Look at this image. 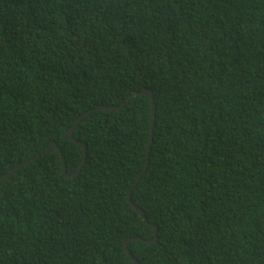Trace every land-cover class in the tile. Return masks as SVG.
<instances>
[{
	"label": "trees",
	"instance_id": "trees-1",
	"mask_svg": "<svg viewBox=\"0 0 264 264\" xmlns=\"http://www.w3.org/2000/svg\"><path fill=\"white\" fill-rule=\"evenodd\" d=\"M38 154L0 264H264V0H0V179Z\"/></svg>",
	"mask_w": 264,
	"mask_h": 264
},
{
	"label": "water",
	"instance_id": "water-1",
	"mask_svg": "<svg viewBox=\"0 0 264 264\" xmlns=\"http://www.w3.org/2000/svg\"><path fill=\"white\" fill-rule=\"evenodd\" d=\"M136 94V93H134ZM133 94V95H134ZM138 95H148L151 97V100H152V111H151V123H150V127H151V135H150V138H149V143H148V148H147V157H148V153L150 151V148H151V145H152V141H153V134H154V119H155V113H156V104L154 102V97H153V92L151 91V89H148V88H144L142 91H139L137 92ZM130 99V98H129ZM129 99L124 102L123 104L121 105H100L96 108H103V109H117V108H122L124 105L127 104V102L129 101ZM93 111V109L91 110H88L86 112H84L83 114H81L77 120H76V123L74 124V126H72L71 130L69 131L68 133V137L70 139H72L73 141H75L79 146H81L83 148V155H82V162L79 166V168L73 172L72 174H67L66 172V160H65V155L63 154L62 152V149L61 147L53 142L51 144V146L47 147L46 149V152H48L50 150L51 147H56L57 148V151L59 152L60 154V157H61V160H62V164H63V172L64 174L68 175V176H74L75 174H77L80 169L84 166L85 162H86V157H87V144L85 142H83L82 140H79V139H76L74 136H73V132L74 130L77 128L78 124L81 122V120L89 113H91ZM45 152V153H46ZM40 156V154L30 158V159H27L21 163H19L18 165H16L15 167L11 168L1 179H0V184L8 177L10 176L11 174H13L16 170L20 169L21 167L25 166L27 163L29 162H34L38 159V157ZM148 163L145 164L144 168L142 169L141 173L138 175L137 179L135 180V182L133 183L132 187L128 190L127 194H126V198L128 200V202L130 203V205L139 212L140 216L142 217V219L146 220L147 219V215H146V212L144 211V209H142L141 207H139L136 203H134L132 201V198H131V191L132 189L134 188V186L136 185V183L138 182V180L140 179L142 173L145 171L146 167H147ZM151 226L154 228V237L152 239H148V240H145L143 239L141 236H133V237H129L127 238L125 241H124V248L126 250V252L128 253L129 257L133 259V261L135 262V264H140V262L133 256V254L129 251L128 249V243L131 242V241H136V240H143L145 241L146 243L148 244H151V243H154L156 240H157V226H155L154 224H151Z\"/></svg>",
	"mask_w": 264,
	"mask_h": 264
},
{
	"label": "clouds",
	"instance_id": "clouds-1",
	"mask_svg": "<svg viewBox=\"0 0 264 264\" xmlns=\"http://www.w3.org/2000/svg\"><path fill=\"white\" fill-rule=\"evenodd\" d=\"M115 106H117V105H115ZM78 117H79V116H78ZM78 117H77V118H78ZM76 120H77V119H76ZM82 120H83V119H82ZM82 120H81V121H82ZM75 123H76V121H75ZM75 123H74V124H75ZM80 123H81V122H80ZM80 123H79V124H80ZM79 124H78V126H79ZM73 126H74V125H73ZM78 126H77V127H78ZM52 143H53V142H52ZM52 143H51V144H52ZM55 143H56V142H55ZM50 146H51V145H50ZM48 147H49V146H48ZM51 148H52V147H51ZM51 148H50V149H51ZM55 148H56V147H55ZM46 149H47V148H46ZM56 149H57V148H56ZM45 152H46V151H45ZM31 158H32V157H31ZM38 158H39V157H38ZM29 159H30V158H29ZM26 160H27V159H26ZM22 162H23V161H22ZM34 162H35V161H34ZM27 164H28V163H27Z\"/></svg>",
	"mask_w": 264,
	"mask_h": 264
},
{
	"label": "bare ground",
	"instance_id": "bare-ground-1",
	"mask_svg": "<svg viewBox=\"0 0 264 264\" xmlns=\"http://www.w3.org/2000/svg\"><path fill=\"white\" fill-rule=\"evenodd\" d=\"M16 158V157H15ZM85 165V164H84Z\"/></svg>",
	"mask_w": 264,
	"mask_h": 264
}]
</instances>
